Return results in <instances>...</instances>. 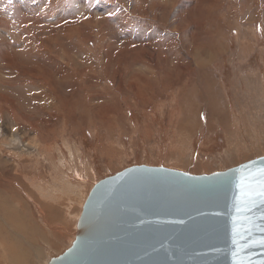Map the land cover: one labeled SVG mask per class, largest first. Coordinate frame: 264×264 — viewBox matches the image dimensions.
<instances>
[{
	"label": "rangeland",
	"instance_id": "rangeland-1",
	"mask_svg": "<svg viewBox=\"0 0 264 264\" xmlns=\"http://www.w3.org/2000/svg\"><path fill=\"white\" fill-rule=\"evenodd\" d=\"M261 155L264 0H0V264L65 252L128 166Z\"/></svg>",
	"mask_w": 264,
	"mask_h": 264
},
{
	"label": "water",
	"instance_id": "water-1",
	"mask_svg": "<svg viewBox=\"0 0 264 264\" xmlns=\"http://www.w3.org/2000/svg\"><path fill=\"white\" fill-rule=\"evenodd\" d=\"M260 169L264 155L204 175L128 166L94 184L48 264H264V200L241 187Z\"/></svg>",
	"mask_w": 264,
	"mask_h": 264
},
{
	"label": "snow or ice",
	"instance_id": "snow-or-ice-1",
	"mask_svg": "<svg viewBox=\"0 0 264 264\" xmlns=\"http://www.w3.org/2000/svg\"><path fill=\"white\" fill-rule=\"evenodd\" d=\"M241 187L244 190L243 194L252 200L253 197H259L264 200V169L259 170V179L254 183L242 179Z\"/></svg>",
	"mask_w": 264,
	"mask_h": 264
},
{
	"label": "bare ground",
	"instance_id": "bare-ground-1",
	"mask_svg": "<svg viewBox=\"0 0 264 264\" xmlns=\"http://www.w3.org/2000/svg\"><path fill=\"white\" fill-rule=\"evenodd\" d=\"M217 112V111H216ZM11 211H12V209H11ZM11 255H15L14 253L13 254H11Z\"/></svg>",
	"mask_w": 264,
	"mask_h": 264
}]
</instances>
